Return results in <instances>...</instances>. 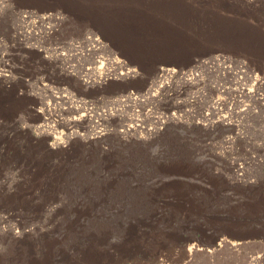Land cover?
Wrapping results in <instances>:
<instances>
[{
    "label": "rangeland",
    "instance_id": "374dc122",
    "mask_svg": "<svg viewBox=\"0 0 264 264\" xmlns=\"http://www.w3.org/2000/svg\"><path fill=\"white\" fill-rule=\"evenodd\" d=\"M4 2L0 216H10L26 231L41 230L47 226L50 206L59 205L63 214L81 221L96 213L97 188L107 184L115 191L124 185L121 196L148 207L135 210L144 218L125 225L117 239L61 251L57 264H264V0ZM20 10L31 18L22 21L32 24H39V16L48 17L52 33L19 37L15 28ZM92 32L141 78L86 87L67 77L60 60L50 55ZM31 43L42 48L34 49ZM216 53L244 61L258 79H242L250 96H241L239 103L234 102L233 86L228 84L218 98L207 87L208 99L199 107L206 108L216 97L220 115L231 112L235 117L238 112L236 128L218 125L212 111L217 124L212 129L173 124L142 139L121 135L125 121L114 118L108 121L112 131L96 138L86 119L74 129L79 137L52 145L55 132L66 136L68 130L52 132V121L77 118L69 113L73 106L63 98L64 90L88 103V118L96 122L99 107H107L108 100L123 91L144 90L161 67L189 68L196 59ZM63 176L68 179L66 190L55 185ZM47 242L32 234L19 243L0 239V264L33 259ZM44 259L42 264H52L48 256Z\"/></svg>",
    "mask_w": 264,
    "mask_h": 264
},
{
    "label": "bare ground",
    "instance_id": "6f19581e",
    "mask_svg": "<svg viewBox=\"0 0 264 264\" xmlns=\"http://www.w3.org/2000/svg\"><path fill=\"white\" fill-rule=\"evenodd\" d=\"M4 3V0L0 1V7L4 8ZM25 12L23 13L21 11L18 15L21 21H18L15 33L19 35V37L30 36L31 38H36L41 37L43 32L47 36L52 33L54 28L52 27L53 25L49 24L50 19L46 21L48 17L39 16V24L38 21L32 24L29 20L22 21L24 19L26 20L27 17L29 18L28 13ZM29 45L34 49L42 48L32 43ZM64 46L65 47L60 48L55 47L57 50L56 54H51L50 56H54L60 60L61 67L67 77L81 82L86 87L91 85L101 86L119 79H139L142 76L139 71L133 69L127 62L121 60L117 54L110 50L109 46L93 32L84 34L81 39H72L68 41L66 45L64 44ZM84 66H86L85 69ZM78 69H80L81 72H77ZM0 72H2V70H0ZM244 77L250 81L258 80L257 76L248 70L244 61L233 59V57L224 53H216L207 57L198 58L189 68L161 67L144 90L139 92L135 90L123 91L111 97L106 103L107 107H99V109L96 110V122L89 119L90 117L88 118V103L74 100L73 95L69 94L67 90H64L63 98L69 100V102H71L70 104L73 106H71L72 108L69 113L74 116L77 115V118L69 117L66 119L64 117L52 121L55 123L53 126L54 128L51 127L53 128L51 129L52 132L57 130V128L67 127L68 129L66 136H62L61 133L54 131L56 136L54 137V144L52 145L58 146L63 138L67 139L66 142L70 143L72 139L79 135L78 132L74 130L81 126L79 124L81 122L79 121L86 119L91 122L92 126L90 127V132L93 133L96 138H100L105 135V133L112 131V129H109L108 121L114 118L125 121L118 131L121 135H135L142 139L155 136L163 132L170 125L196 126L206 130L212 129L214 124H216L212 121V111L218 115L216 116L218 125L226 127V129H231L230 127L236 128L238 123L237 118H239V115H237L238 112L236 111L235 117L231 112L220 115V102L217 98L229 87V84L234 87L233 91L236 99H234V102L239 103L240 101L237 99L245 94L247 95V93H245L244 84L242 83ZM208 86L212 88L217 98H210L209 102L207 101L206 108H200L199 105L201 103H206L208 99ZM247 96H250V94ZM78 103L82 104V106H78ZM240 107L242 106L240 105ZM80 108H83V110ZM45 120L49 121L50 118ZM47 124L45 126L49 130V123ZM173 129L176 130L175 127H173ZM181 130L182 129H180V131ZM65 177L63 176L60 182L58 181V183L55 184L58 185V188L61 190L67 185L65 179H68ZM79 182H81V180ZM43 183H48L49 185V182L44 181ZM76 185L77 184H75V186ZM54 187L53 185V188ZM125 188L126 186L120 185L114 191L113 186H107V184L97 188L96 196L100 195V198H96V213L86 214L82 217L81 221L78 220L77 217L75 219V216H70L69 213L63 214L59 205L50 206L47 212V226L45 225L41 230L33 227L30 229L28 228L29 230L26 231L24 227L19 224L12 223L13 221L10 219V216H0V225L3 224L4 226V228L0 230V239H7V242L14 240L19 243L21 240L25 239L28 234H32V237L48 238L47 244H43L40 247L35 258L25 259L24 261L18 260L14 264H19V262L20 264H42L45 260L44 256L45 258L48 256L52 264H57L61 251H73L76 244H84L93 241L99 244L110 238L117 239L116 235L119 237V233H121L120 231H122L125 225L144 218L143 214L142 216L139 215L138 212H135V210L145 207L142 206L143 201H135V198L132 201L128 196H121L119 194L122 193ZM68 191L70 190L68 189ZM113 191L117 192V195H115V193L112 194ZM130 193L132 194V192ZM140 198L142 199V196ZM19 210L20 209H18V211ZM221 243L227 245L223 240ZM45 252L46 255L44 254ZM10 261L11 259H9V263Z\"/></svg>",
    "mask_w": 264,
    "mask_h": 264
},
{
    "label": "water",
    "instance_id": "95a60500",
    "mask_svg": "<svg viewBox=\"0 0 264 264\" xmlns=\"http://www.w3.org/2000/svg\"><path fill=\"white\" fill-rule=\"evenodd\" d=\"M216 245V243L210 244L208 246H210V248H214V246ZM199 246L201 247V244L199 243Z\"/></svg>",
    "mask_w": 264,
    "mask_h": 264
}]
</instances>
